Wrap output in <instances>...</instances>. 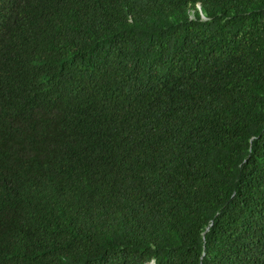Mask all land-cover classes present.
Instances as JSON below:
<instances>
[{"label": "trees", "instance_id": "trees-1", "mask_svg": "<svg viewBox=\"0 0 264 264\" xmlns=\"http://www.w3.org/2000/svg\"><path fill=\"white\" fill-rule=\"evenodd\" d=\"M264 264V0H0V264Z\"/></svg>", "mask_w": 264, "mask_h": 264}, {"label": "clouds", "instance_id": "clouds-1", "mask_svg": "<svg viewBox=\"0 0 264 264\" xmlns=\"http://www.w3.org/2000/svg\"><path fill=\"white\" fill-rule=\"evenodd\" d=\"M155 263V262H152V264Z\"/></svg>", "mask_w": 264, "mask_h": 264}, {"label": "water", "instance_id": "water-1", "mask_svg": "<svg viewBox=\"0 0 264 264\" xmlns=\"http://www.w3.org/2000/svg\"><path fill=\"white\" fill-rule=\"evenodd\" d=\"M153 264H155V263H153Z\"/></svg>", "mask_w": 264, "mask_h": 264}]
</instances>
